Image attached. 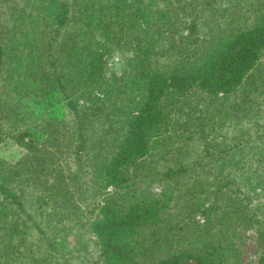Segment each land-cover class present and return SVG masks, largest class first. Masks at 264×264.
I'll list each match as a JSON object with an SVG mask.
<instances>
[{
    "label": "trees",
    "instance_id": "obj_1",
    "mask_svg": "<svg viewBox=\"0 0 264 264\" xmlns=\"http://www.w3.org/2000/svg\"><path fill=\"white\" fill-rule=\"evenodd\" d=\"M0 17V264H264V0Z\"/></svg>",
    "mask_w": 264,
    "mask_h": 264
},
{
    "label": "rangeland",
    "instance_id": "obj_2",
    "mask_svg": "<svg viewBox=\"0 0 264 264\" xmlns=\"http://www.w3.org/2000/svg\"><path fill=\"white\" fill-rule=\"evenodd\" d=\"M2 19V17H0ZM122 66V58L121 55L118 53H113L112 55L107 57V67L108 72L116 71L119 72L121 70ZM21 147L18 146L11 138H7L3 144H1V153L2 155L8 157V158H17V156L20 155ZM155 188H159L158 185H155ZM71 246V240L69 242L68 247ZM252 248H250L248 251H251ZM246 258V257H245ZM256 254L252 253L246 258L241 264H256Z\"/></svg>",
    "mask_w": 264,
    "mask_h": 264
}]
</instances>
